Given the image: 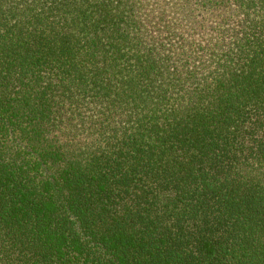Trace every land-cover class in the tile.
I'll use <instances>...</instances> for the list:
<instances>
[{"label": "trees", "instance_id": "1", "mask_svg": "<svg viewBox=\"0 0 264 264\" xmlns=\"http://www.w3.org/2000/svg\"><path fill=\"white\" fill-rule=\"evenodd\" d=\"M0 264H264V0H0Z\"/></svg>", "mask_w": 264, "mask_h": 264}]
</instances>
